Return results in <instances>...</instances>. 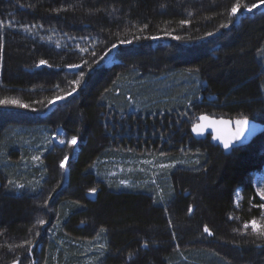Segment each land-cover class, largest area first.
I'll list each match as a JSON object with an SVG mask.
<instances>
[{"label":"trees","instance_id":"obj_1","mask_svg":"<svg viewBox=\"0 0 264 264\" xmlns=\"http://www.w3.org/2000/svg\"><path fill=\"white\" fill-rule=\"evenodd\" d=\"M237 2L243 7L230 22V9ZM254 3L260 0H0V20L5 24L15 20L27 26L42 25L43 30L54 29L92 42V51L85 53L89 57H82L76 51H57L40 38L6 27L0 53V99L15 98L30 106H0V158L10 148L12 134L19 127H61L82 140L78 157L70 163L69 183L61 190L56 184L53 188L52 206L59 209L63 205L68 210L64 216L68 220V242L83 241L88 229L101 233L103 228L109 233L112 255L117 254L122 264H222L236 258L240 264H264V249H257L251 236L233 233L235 222L228 219L235 214L248 218L256 213L247 212V201L255 198L249 171L259 167L258 162H251L264 144V131L225 152L210 136L211 131L198 135L192 131L194 125L182 119L191 108L188 100L175 109L167 104L161 106L164 108L154 106L142 120L139 116L131 120L119 96V85L124 83L144 86L140 90L143 98L156 88L166 93L162 99H185V91L201 81L207 86L200 93L213 94L218 101L209 107L196 106L197 113L235 118L238 111L248 112L250 102L260 97L258 86L264 84L260 79L264 59L258 53L264 48V13H245ZM58 8L67 11H54ZM182 19L189 23L181 26ZM225 23L229 26L220 28ZM144 24L148 28L139 31ZM165 31L171 35H165ZM209 32L214 34L208 36ZM123 39L132 43L120 44ZM113 43L116 48H112ZM114 52L120 62L106 66L105 57ZM97 54L103 59L96 61ZM41 59L59 70L30 72ZM82 62V70L66 73L67 66ZM81 71L85 74L81 86L64 104L50 111L47 101L63 95L59 91L79 79ZM108 117L129 128L127 139L115 138L118 133L111 130ZM153 135L156 140L151 141ZM136 141L142 142L137 146L153 153L160 144L162 149L170 147L173 155L179 149L198 153L199 163L192 166L195 171L172 176L177 197L171 200V207H165L166 202L159 206L143 194L103 187L95 198L87 197L97 185L91 172L95 160L114 147L132 148ZM174 143L176 147H172ZM238 186L248 194L240 211L233 201ZM18 196L21 194L15 189L0 188V235L4 239L0 264H12L14 260L20 263L27 256L28 244L18 248L15 255L6 245L8 239H26L31 228L30 217L23 215L25 204L17 200ZM8 219L10 223L3 222ZM205 226L213 235L204 232ZM3 231H8L7 238ZM31 258L35 262V255Z\"/></svg>","mask_w":264,"mask_h":264},{"label":"rangeland","instance_id":"obj_2","mask_svg":"<svg viewBox=\"0 0 264 264\" xmlns=\"http://www.w3.org/2000/svg\"><path fill=\"white\" fill-rule=\"evenodd\" d=\"M257 5L258 7L253 8L251 12L246 9L245 13L250 14L251 16L253 13L263 14L264 3H259ZM243 16L239 17L238 22L241 21ZM31 26L32 25H29L31 28L30 33L20 29L19 26L15 29H20L25 35L28 34L40 38L43 42H46L50 48L56 49L57 51H76L81 53L82 57H85V55L89 57V55L85 53L92 51V42L90 41V38L72 37L69 34L54 29L43 30L42 27ZM57 45H59V47H57ZM81 48L86 49V51L81 52ZM101 57L100 54H97L95 56L96 61L101 59ZM104 61L106 66H111L120 62L119 59L116 58L115 52L112 55L108 54ZM83 64V62L80 63V67L67 66L65 71L66 73L77 72L78 70H82L81 68H83ZM48 65L32 67L30 72H36L42 68H45V71L47 72H50V70H59V68H54L52 66L49 67ZM263 74L264 72L260 79H263L264 81ZM68 85L69 86L66 90L59 91L63 94L59 96H64L67 92L71 91V82ZM119 86L122 90L121 93H119V96H121L123 105L126 106L124 108H127L131 120L137 118V116L142 120L145 116L144 114L148 112L150 108L152 110L154 106L158 107V105H160L161 107L163 104H167L172 106L170 109H175L176 107L181 106V103L185 100H188L187 102H189L191 108L188 113L183 115L184 117H182V119L184 118V120H188L192 126L198 124L207 125L204 127V130L200 135H206V131H211L212 133L210 136H212L213 139L217 135L221 137L230 136L231 133L235 131V120L241 114L248 116L250 122L249 128L241 141L235 142L232 148H237L238 146L245 144L247 141L251 140L252 137L264 131V90H261L260 85L257 90V94L260 97H257V99L250 102L251 105L249 106L250 108H248V112L241 113V111H238V113L235 114V118H227L221 115H212L211 117L196 112V106L209 107L213 106V104L218 101V97L213 94L208 92L200 93L202 88L207 86V83L205 82L200 81L195 87L192 86L188 88L185 91V99L178 98L177 96L173 100L170 99V101L161 98V96H166V93L162 89L155 88L150 92L148 91L149 93L143 98L140 95V92H142L140 90L144 89V86L135 85L137 87H129L125 86L124 83ZM71 96H66L65 99L50 105V111L64 104ZM61 107L63 109L64 106ZM170 114L176 113L171 112ZM148 115L150 117L151 113ZM201 116H207L208 121L199 120L198 118ZM151 117H153V115ZM171 117H173V115ZM213 120H227L231 121V123L210 124V121ZM108 121L111 130L118 133L115 136L116 139L120 140L121 137L127 139L129 136V128H126V125L123 122H118L116 118L112 117H108ZM161 124H163V121ZM123 129L125 130L123 131ZM120 131H122V134H119ZM72 137V133L67 132L61 127H19L15 129V132L12 134L11 138L13 139L10 141V148L7 149V151L5 150L6 152H4L2 159L0 158V188H2L3 191L12 188L21 194V196L17 197V200H20L25 204L23 215L27 218L30 217L29 220L31 224L30 230L28 229L26 233V239L23 240L17 238L16 240L15 238H12L7 240V250L14 254L18 252V248H20L21 245H27L25 244V241H31L32 243L36 241V244L33 243L31 247V250H34V254L32 251L30 253L28 251L27 253L25 252L27 256L23 257L19 264H31L33 261V258L31 257L34 255L36 259L35 264H122L119 262V256L117 254L112 255L111 253L109 233H96L91 230V228L85 233L86 238L83 241L68 242L65 238V235L68 236V230H66L65 227L68 224V220L66 217L64 218V216L67 215V207L64 208V206L61 205L58 209V205L56 208L52 206V201H54L56 192V189L53 190V188L57 185L61 190L63 185L65 186L69 183L70 163L78 157L79 146L82 144V140L79 137H77V143L75 145L68 143ZM61 139L65 141L64 144L59 143ZM150 140H156V135L151 136ZM214 140L217 141V144L222 150L225 152L227 151L223 148V145L219 140ZM112 142L115 141L112 140ZM141 143L136 141L132 148H111L110 150H106L101 157L95 160L91 166V172L97 183L96 186L94 185V188L96 189L95 192L97 193L100 191L101 187L122 192H134L149 196V198L159 206L166 202L165 207H171L173 204L172 201L176 200L177 197V195L175 196V186L173 185L172 176L177 173L182 174L181 172L195 171L192 169V166L197 162V157L199 155L194 151L193 153L181 152L180 149L176 153L177 155H173L172 152H170V147L167 146L165 149H162L161 144L158 148L154 147L153 153L141 146H137ZM113 144L115 145V143ZM172 147H176V144L174 143ZM161 153L164 155H161ZM34 156H38L40 159L33 160L32 158ZM65 156H67L68 159L65 162V167L61 168L60 164ZM174 158H178L179 160ZM252 159L251 164L254 163L255 165L257 162L259 163L257 169H253L252 167L249 171V178L255 196L257 189L264 187V144L261 145L258 155L252 156ZM161 164L175 165V167L161 168ZM122 180L126 182V185L130 186L121 185L120 182ZM179 180H182V178ZM9 181H13L15 184H22L24 187L16 188L10 186L8 183ZM176 189L177 193L181 192L178 188ZM237 189L242 188L239 186L236 187L234 193ZM234 193V206L236 210L240 211L248 199V194L243 192L242 189L241 204L240 207L237 208ZM197 199L198 198L196 197V200ZM47 202L50 203L48 204ZM247 202V212L250 213L255 210V215H251L248 218H243L240 214L233 215V217H235V219H232L235 222V227L233 229L237 227L242 229L243 223L252 219L261 220L264 218V209L258 207L259 203H264V201H260L259 197L255 196V198H249ZM253 204L257 205V207H253ZM41 219L45 221L43 225L37 223V221ZM14 220L15 218L10 221L13 222ZM10 221L8 219L3 222L10 223ZM74 227H76V225ZM248 231L250 232L251 230L249 229ZM7 232L8 231L4 233L3 231L4 238H7ZM232 232L237 234V232L233 230ZM37 233L39 234L37 235ZM2 235L3 234L0 235V248H2L1 244L4 243ZM101 244L106 245V248H100L99 245ZM10 247L11 251L9 250ZM20 251H22V249ZM109 258H111L110 261L108 260ZM193 261V263H195V260ZM240 262L241 261L236 258L234 260L231 259L224 261L222 264H240ZM196 264L198 263L196 262Z\"/></svg>","mask_w":264,"mask_h":264},{"label":"snow or ice","instance_id":"obj_3","mask_svg":"<svg viewBox=\"0 0 264 264\" xmlns=\"http://www.w3.org/2000/svg\"><path fill=\"white\" fill-rule=\"evenodd\" d=\"M260 3H264V0H260ZM23 5H21L22 7ZM29 7H31V5H29ZM161 7H164V5H161ZM243 7V5H241V3L237 2L235 3L231 9H230V22H231V17H235L237 15V13L239 12V10ZM258 7L257 4H252L250 7L247 8V10L249 12L252 11L253 8ZM67 11V9H54V11L56 12H60V11ZM97 11H100V9H97ZM117 11L116 9H113V12ZM189 15H191V13H189ZM189 21L186 19H182L179 21V24L181 26L188 24ZM17 26H19L20 29L24 30V31H28L29 33L31 32V28L27 25L24 24H20L19 21H15V20H9L7 22V24H5V22L3 20H0V53L3 52L4 49V36H3V30L8 27V28H17ZM229 25L227 23L220 25V28H227ZM32 27H35V25H32ZM41 27H43L41 25ZM148 28V24H144L143 27L139 28V31L143 32L145 29ZM217 31H219V29H217ZM214 33L209 32L207 33L208 36H212ZM165 35H171L170 32L165 31ZM140 37H136V39H139ZM151 39H157L158 37H150ZM173 39H181V37L179 36H174ZM132 40H128V39H123L120 40V44H131ZM57 47H59V45H57ZM117 44L113 43L112 44V48H116ZM81 52L86 51V49L81 48L80 49ZM109 51H111V49H109ZM258 53L261 55L262 59H264V48L258 49ZM93 55H95V53H93ZM0 58H2V56H0ZM101 59H103V57H101ZM85 64L87 65V61H85ZM40 65H48V61L41 59L39 61V64L37 65V67H39ZM49 67H51V65H48ZM69 67H80L79 65H69ZM189 74H191V71L189 70ZM85 79V74L83 71L80 72L79 74V79H76L74 81L71 82L72 88L71 91L67 92L64 96H54L52 99H49L47 101L48 105H52L55 104L57 101L63 100L66 98V96H71L73 95L74 92H76L77 88H79L82 84V82ZM261 90H264V84L260 85ZM38 103H40L42 106H46L44 105L43 101H39ZM191 103V102H190ZM0 106H15L17 108H21V109H28L30 106L26 103H23L22 101H20L19 99H15V98H7L5 97L4 99H0ZM32 111H37L36 108H32ZM200 120L203 121H208V117L207 116H201L199 117ZM228 124L231 123V121H227V120H220V121H210V124ZM249 118L247 115H243L241 114L236 120H235V131L231 133L230 136L228 137H221L219 135H217L216 137H214V139H217L220 141V143L223 145V148L225 150H229L234 146V143L237 141H241V139L245 136L246 131H248L249 128ZM207 125H203V124H198V125H194L192 131L196 132L198 135L202 134L204 127H206ZM60 144H64L65 141L63 139H61L59 141ZM72 145H75L77 143V137L73 136L72 139L68 142ZM161 155H164L163 153H161ZM33 160H39L40 158L38 156H34L32 158ZM68 157L65 156L64 159L61 161L60 167L63 168L65 167V162L67 161ZM199 163V162H197ZM161 168H165V167H175V165H164L161 164L160 165ZM10 186H14L16 188H23L24 185L22 184H15V182L13 181H9L8 182ZM121 185H125V186H130V185H126L125 181H121L120 182ZM93 193L96 191L95 188H93L91 190ZM241 192L242 189H237L236 192L234 193L235 196V202H236V207L239 208L240 204H241ZM255 196L259 197L260 201H264V187L258 188ZM160 202V201H157ZM253 207H257V205L253 204ZM258 207L260 209H264V203H259ZM188 212L191 213L192 212V208L189 207ZM229 220L235 219V217L233 216H229L228 217ZM38 224L43 225L45 223L44 220H38L37 221ZM169 225H171V220H169ZM251 230L250 232L248 230ZM101 232H104L105 229L101 228L100 230ZM233 231L237 232L240 235H249L253 238L252 242L254 244H256L257 249H264V218H262L261 220H256V219H252L250 221L244 222L242 225V229L241 228H235L233 229ZM204 232L207 233L209 236L213 235V233L209 230V228L207 226L204 227ZM39 233H37L38 235ZM259 242V243H257ZM25 244L29 245V248L27 249V251L30 253L31 252V241H25ZM21 247H23V245H21ZM100 248L105 249L106 245L101 244L99 245ZM144 247H147V243L144 244ZM9 250L11 251V247L9 248ZM132 258V254H129V259ZM12 264H19V261L14 260L12 262ZM31 264H35L34 261L31 262Z\"/></svg>","mask_w":264,"mask_h":264},{"label":"water","instance_id":"obj_4","mask_svg":"<svg viewBox=\"0 0 264 264\" xmlns=\"http://www.w3.org/2000/svg\"><path fill=\"white\" fill-rule=\"evenodd\" d=\"M88 198H95L96 197V192L91 193V194H87Z\"/></svg>","mask_w":264,"mask_h":264}]
</instances>
